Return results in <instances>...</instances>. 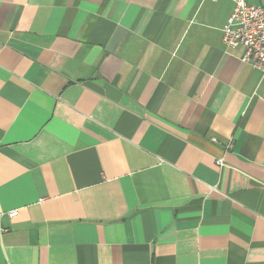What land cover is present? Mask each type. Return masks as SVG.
<instances>
[{"label": "crops", "instance_id": "obj_1", "mask_svg": "<svg viewBox=\"0 0 264 264\" xmlns=\"http://www.w3.org/2000/svg\"><path fill=\"white\" fill-rule=\"evenodd\" d=\"M233 10L0 0V264H264V72L223 45Z\"/></svg>", "mask_w": 264, "mask_h": 264}, {"label": "built area", "instance_id": "obj_2", "mask_svg": "<svg viewBox=\"0 0 264 264\" xmlns=\"http://www.w3.org/2000/svg\"><path fill=\"white\" fill-rule=\"evenodd\" d=\"M233 2L234 10L223 29L222 43L227 48L242 46L245 49L243 62L264 72V8L251 5L246 0ZM213 141L217 142L215 138ZM232 147L233 142H229L227 149ZM216 164L223 167L224 160L218 159Z\"/></svg>", "mask_w": 264, "mask_h": 264}]
</instances>
